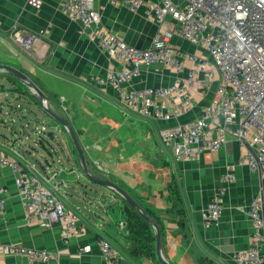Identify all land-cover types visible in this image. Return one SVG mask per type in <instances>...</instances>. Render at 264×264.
Segmentation results:
<instances>
[{"label": "crops", "instance_id": "1", "mask_svg": "<svg viewBox=\"0 0 264 264\" xmlns=\"http://www.w3.org/2000/svg\"><path fill=\"white\" fill-rule=\"evenodd\" d=\"M62 1L42 0L41 7L35 8L28 0H0V63L30 76L47 95L51 108L70 120L94 174L115 181L159 218L162 251L171 264H239L235 254L252 244L253 224L247 211L264 185V174L243 161L246 149L233 137L219 149H207L199 160H175L160 137L163 128L197 117L214 89L206 96L196 93L193 109L179 120H157L126 111L117 87L99 81L110 70H121L122 62L110 58L96 39L82 31L81 22L63 10ZM95 5L103 28L139 48L150 46L160 28L145 7L133 10L113 0H95ZM170 26L167 21L163 28ZM41 29L45 33L29 48L17 40V34ZM170 41L189 52H206L179 36ZM174 75L172 67L153 65L125 83V89L168 84ZM0 83L10 84L8 91L0 89V153L18 159L36 174L37 169L50 174L59 168L64 193L59 195L68 208L79 210L85 228L67 244L58 226L42 228L29 223L14 172L0 163V183L9 188L0 216V242L47 248L57 256L48 263L7 254L0 255V264H106L101 238L135 264H163L152 232L147 233L148 249L154 246L155 253H144L136 242L122 196L84 178L65 128L53 123L52 136L32 138L40 124L49 126L42 120L47 113L41 110L38 98L11 72L1 70ZM53 141H59L60 148L40 146ZM226 172H233L236 179L224 182ZM222 185L227 187L223 213L215 221L208 220L204 211ZM84 245H91V250L80 252Z\"/></svg>", "mask_w": 264, "mask_h": 264}, {"label": "built area", "instance_id": "2", "mask_svg": "<svg viewBox=\"0 0 264 264\" xmlns=\"http://www.w3.org/2000/svg\"><path fill=\"white\" fill-rule=\"evenodd\" d=\"M133 10L145 7L149 18L160 24L147 48L127 43L115 32L101 26V12L95 0H63L62 8L81 22L84 33L96 39L108 56L122 62L121 70H110L100 82L117 87L119 101L128 112L157 120H179L194 107L195 94L214 93L197 117L178 122L160 131L163 146L175 160H199L207 149H219L229 137L241 142L246 152L243 161L252 170L264 174V0H113ZM40 8L42 0H28ZM169 21L167 29L163 25ZM17 34V40L29 48L43 35ZM179 36L206 52H189L171 43ZM153 65L172 67L175 75L168 84L125 89V83L140 76ZM39 139L49 138L47 127L35 130ZM0 163L10 167L25 208V219L42 228L58 226L65 243L84 232L74 209L59 195V168L47 174L29 170L18 159L0 153ZM236 179L233 172L222 176L224 182ZM227 187H219L204 211L215 221L223 213ZM9 188L0 183V216L5 212ZM248 214L252 220V244L235 254L239 264H264V185L251 200ZM106 264H134L106 238L99 241ZM91 245L80 247L89 252ZM15 254L30 262L51 263L56 254L47 248L0 242V255Z\"/></svg>", "mask_w": 264, "mask_h": 264}, {"label": "water", "instance_id": "3", "mask_svg": "<svg viewBox=\"0 0 264 264\" xmlns=\"http://www.w3.org/2000/svg\"><path fill=\"white\" fill-rule=\"evenodd\" d=\"M5 70L8 72H11L13 75H15L19 80H21L27 87L28 90L31 91L33 95H35L38 98V101L40 103V106L42 109L52 117V119L57 122V124H60L65 130L68 132L70 140L73 144L74 149L76 150L79 158L80 168L83 172V174L88 177L91 181H93L96 184L105 186L107 188H110L111 190L115 191L116 193L120 194L124 200L132 207L134 208L144 219H146L155 229L157 241H156V250L157 255L160 261L163 264H171L165 257L162 251V231L160 228V225L158 221L148 214V212L144 209V207L122 186L117 184L115 181L106 179L103 177H100L96 174H94L90 168L89 163L86 159V154L84 151V148L79 140V137L71 124L70 120L66 118L65 116H62L58 113H56L50 106L49 100L45 92L42 90V88L25 72L22 70L8 64H2L0 63V71ZM53 134H49V136H52Z\"/></svg>", "mask_w": 264, "mask_h": 264}, {"label": "trees", "instance_id": "4", "mask_svg": "<svg viewBox=\"0 0 264 264\" xmlns=\"http://www.w3.org/2000/svg\"><path fill=\"white\" fill-rule=\"evenodd\" d=\"M74 151H76V150L74 149ZM125 202H126V200H125ZM126 206L128 208V211L130 212V214H128L129 215L128 221H129V225L131 226L130 229L135 230V232L137 234V237L135 238L136 242L143 246L144 251H145L144 253H146V254L155 253V247L154 246L148 249L149 241H147V238H148L147 233L148 232H152L151 234H152L153 240L157 241V236H156V232H155L154 227L146 219H144L134 208H132L127 202H126ZM144 209L148 212V214L153 216L159 223L158 217L151 214L149 212V210H147L146 208H144ZM159 225H160V223H159ZM160 228H161V226H160ZM161 231H162V228H161ZM146 248H147V250H146Z\"/></svg>", "mask_w": 264, "mask_h": 264}, {"label": "rangeland", "instance_id": "5", "mask_svg": "<svg viewBox=\"0 0 264 264\" xmlns=\"http://www.w3.org/2000/svg\"><path fill=\"white\" fill-rule=\"evenodd\" d=\"M10 84L8 83V84H1L0 83V89L1 90H4V89H7L6 91H8V86H9ZM30 93H31V91L30 90H28ZM11 98V97H10ZM40 105V104H39ZM40 108H41V110H42V107L40 106ZM43 111V110H42ZM42 120L45 122V123H49V126L47 127V129H48V131H52V130H54L53 128H54V124L53 123H55V124H57L56 122H55V120L54 119H52V117L51 116H49L48 114H43V117H42ZM50 121L52 122V123H50ZM16 124H18V123H16ZM59 126H61L60 124H58ZM62 127V126H61ZM63 128V127H62ZM39 129L41 130L42 129V125L40 124L39 125ZM66 133H67V135H68V132L67 131H65ZM57 137H58V139L60 140L61 138H60V135H58L57 134ZM68 137H69V135H68ZM32 138L35 140V141H37V140H39V136H38V134H37V132H34L33 133V131H32ZM69 140H70V137H69ZM39 142V141H38ZM70 144L72 145V142H71V140H70ZM40 146L42 147V148H45V147H47V149L48 150H51L52 148H54L55 149V147H57V148H60V144H59V141H53V143H51V142H49V144L47 143V144H45V145H42V143H40ZM39 146V147H40ZM38 147V148H39ZM72 147H73V145H72ZM84 178H88V177H84ZM61 197H62V195H61ZM63 198V197H62ZM63 200H64V198H63ZM70 207V206H69ZM74 210L75 211H77L78 212V214H80V212H79V210H77L76 208H74Z\"/></svg>", "mask_w": 264, "mask_h": 264}]
</instances>
